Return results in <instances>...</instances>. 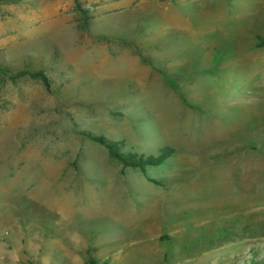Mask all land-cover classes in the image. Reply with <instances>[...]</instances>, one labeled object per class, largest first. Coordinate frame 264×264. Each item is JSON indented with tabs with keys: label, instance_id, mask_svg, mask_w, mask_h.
I'll list each match as a JSON object with an SVG mask.
<instances>
[{
	"label": "rangeland",
	"instance_id": "374dc122",
	"mask_svg": "<svg viewBox=\"0 0 264 264\" xmlns=\"http://www.w3.org/2000/svg\"><path fill=\"white\" fill-rule=\"evenodd\" d=\"M0 64V264H264V0H0Z\"/></svg>",
	"mask_w": 264,
	"mask_h": 264
},
{
	"label": "trees",
	"instance_id": "16d2710c",
	"mask_svg": "<svg viewBox=\"0 0 264 264\" xmlns=\"http://www.w3.org/2000/svg\"><path fill=\"white\" fill-rule=\"evenodd\" d=\"M0 74L2 75H5V76H8L12 79L14 78H17V77H20V76H23V75H26L29 76V77H32V78H35V77H38L41 79V81L45 84V85H48V81L46 79V77L44 76V72L39 70V71H34V72H27V71H19L17 73H14L12 74L11 71L6 68L4 65L0 64ZM87 135L89 136V138L93 141H96V142H99L101 145L107 147L110 152H111V148H110V143L109 141L106 139V138H103V137H96L94 135H92L91 133L89 132H86ZM160 155L157 156V157H153V156H148L146 158H143L141 161H130V162H126V158L124 156V154L122 153H114V156L119 159L120 161L123 162V164L125 166L127 165H130L131 167H138V168H142L145 167L146 165H152V166H155V165H159L162 163V161L168 157L171 153V150L170 149H163L160 151ZM90 264H99V263H96L94 260H91L90 261ZM100 264H106V262L102 261V263Z\"/></svg>",
	"mask_w": 264,
	"mask_h": 264
},
{
	"label": "crops",
	"instance_id": "0c3cea01",
	"mask_svg": "<svg viewBox=\"0 0 264 264\" xmlns=\"http://www.w3.org/2000/svg\"><path fill=\"white\" fill-rule=\"evenodd\" d=\"M195 122H196V123H195L194 125H196V126H197V125H198V124H197V122H198V121H197V120H195Z\"/></svg>",
	"mask_w": 264,
	"mask_h": 264
}]
</instances>
